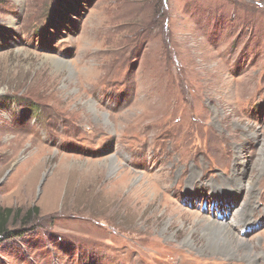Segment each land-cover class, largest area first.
<instances>
[{
	"label": "rangeland",
	"instance_id": "374dc122",
	"mask_svg": "<svg viewBox=\"0 0 264 264\" xmlns=\"http://www.w3.org/2000/svg\"><path fill=\"white\" fill-rule=\"evenodd\" d=\"M0 205V264H264V0H0Z\"/></svg>",
	"mask_w": 264,
	"mask_h": 264
},
{
	"label": "trees",
	"instance_id": "16d2710c",
	"mask_svg": "<svg viewBox=\"0 0 264 264\" xmlns=\"http://www.w3.org/2000/svg\"><path fill=\"white\" fill-rule=\"evenodd\" d=\"M39 213V208L37 206L30 207L24 213L19 209H14L11 207H4L0 205V238L3 236H8L12 230L11 226L17 223L24 225L29 224L34 217ZM13 235H20L21 232H11Z\"/></svg>",
	"mask_w": 264,
	"mask_h": 264
},
{
	"label": "bare ground",
	"instance_id": "6f19581e",
	"mask_svg": "<svg viewBox=\"0 0 264 264\" xmlns=\"http://www.w3.org/2000/svg\"><path fill=\"white\" fill-rule=\"evenodd\" d=\"M231 181V180H230ZM237 187L239 188H242L243 186H245L247 188V190H252V184L250 181H248L247 183H243V181L241 179L235 181ZM239 190V189H238ZM243 208L241 209H238V210H235L233 212V216L231 218H229V220H226V221H214V220H210L209 218H201V221L204 223V227H205V231L206 230H216V231H220V232H225V233H229L230 235L233 236H236L235 234V231H232L231 230V225H237V224H240V227L243 228V227H246L248 224V220L246 218L243 217V214H244V210H242ZM243 217V219H242ZM242 224V225H241ZM229 237L226 236V239H225V242L226 243H229Z\"/></svg>",
	"mask_w": 264,
	"mask_h": 264
}]
</instances>
